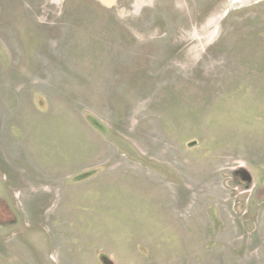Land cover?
<instances>
[{
	"label": "rangeland",
	"instance_id": "374dc122",
	"mask_svg": "<svg viewBox=\"0 0 264 264\" xmlns=\"http://www.w3.org/2000/svg\"><path fill=\"white\" fill-rule=\"evenodd\" d=\"M0 264H264V0H0Z\"/></svg>",
	"mask_w": 264,
	"mask_h": 264
},
{
	"label": "water",
	"instance_id": "95a60500",
	"mask_svg": "<svg viewBox=\"0 0 264 264\" xmlns=\"http://www.w3.org/2000/svg\"><path fill=\"white\" fill-rule=\"evenodd\" d=\"M194 144V142H191V143H189L188 145H193Z\"/></svg>",
	"mask_w": 264,
	"mask_h": 264
}]
</instances>
